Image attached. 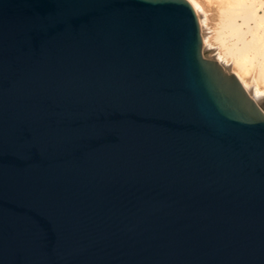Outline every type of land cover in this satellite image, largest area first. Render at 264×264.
Listing matches in <instances>:
<instances>
[{"label":"water","instance_id":"95a60500","mask_svg":"<svg viewBox=\"0 0 264 264\" xmlns=\"http://www.w3.org/2000/svg\"><path fill=\"white\" fill-rule=\"evenodd\" d=\"M191 0H0V264H264V112Z\"/></svg>","mask_w":264,"mask_h":264},{"label":"bare ground","instance_id":"6f19581e","mask_svg":"<svg viewBox=\"0 0 264 264\" xmlns=\"http://www.w3.org/2000/svg\"><path fill=\"white\" fill-rule=\"evenodd\" d=\"M191 1L197 7V14L203 26L205 53L219 56L221 64L229 66L248 95L264 112V91L259 87L260 80L264 82V34L263 36L260 35V30L264 31V11L259 13L260 10L264 9V0L259 2L260 7H257L256 0H231L226 5L225 3L221 4L226 28L236 40L225 48V52L208 42L207 31L205 33L204 22L200 14L202 9L197 2ZM239 20L241 23L238 22ZM246 34H249L251 39L248 40ZM254 63L255 65L257 63L258 67L257 73L255 72V79H246L250 75L249 71H251L250 69L248 71L247 67ZM233 67L238 70L233 69ZM253 70L255 69L253 68Z\"/></svg>","mask_w":264,"mask_h":264},{"label":"rangeland","instance_id":"374dc122","mask_svg":"<svg viewBox=\"0 0 264 264\" xmlns=\"http://www.w3.org/2000/svg\"><path fill=\"white\" fill-rule=\"evenodd\" d=\"M194 1L197 2L202 9L200 11V14H201V19L204 22L205 33L207 31L206 36H207L208 42L210 44L218 46L219 50H221L222 52H225V48L227 46H230L236 41L235 38L229 34V31L226 28V23L224 21L225 17L221 9L222 3L223 4L225 3L226 5L227 2H230L231 0L229 1L228 0H223V1L222 0H194ZM262 1L263 0H256L257 2L256 5L258 4L257 7H260L259 2H262ZM262 11H264V9L260 10L259 13L260 14L263 13ZM238 22L241 23L240 20ZM263 32L264 31L260 30V35L262 34L263 36L264 34ZM246 37L248 40L251 39V36L249 34H246ZM253 65H255V63ZM253 65L252 66L248 65L247 70L249 71L250 69L251 71H249L250 73L248 72L250 75L249 77L247 76L246 79H255V74L257 73L258 67H257V63L255 65L256 67ZM253 68L255 70H253ZM233 69L238 70L235 67H233ZM261 81L262 80H260L259 82V87L261 88L262 91H264V82H261Z\"/></svg>","mask_w":264,"mask_h":264}]
</instances>
